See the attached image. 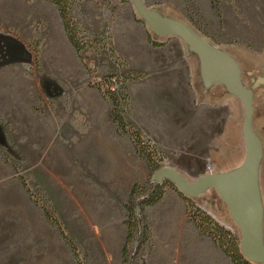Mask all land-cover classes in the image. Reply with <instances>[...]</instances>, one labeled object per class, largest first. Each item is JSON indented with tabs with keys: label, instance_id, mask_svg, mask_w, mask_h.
<instances>
[{
	"label": "rangeland",
	"instance_id": "rangeland-1",
	"mask_svg": "<svg viewBox=\"0 0 264 264\" xmlns=\"http://www.w3.org/2000/svg\"><path fill=\"white\" fill-rule=\"evenodd\" d=\"M144 11L189 26L237 63L253 100L252 126L260 145L255 178L259 176L262 208L258 239L264 247V0H79L71 15L85 42L81 57L50 0H0V264H26L22 238L10 236L22 221V212L35 201L54 208L63 231L73 237L67 227L68 205L82 213L97 183L89 179L85 167L99 161L98 135L114 131L111 103L99 90L106 76L133 70L146 76L137 67L151 66L154 58L171 62L185 58L188 69L190 64H203L189 42L156 31ZM139 85L136 80L128 83L130 114L137 110ZM240 106L244 117L241 101ZM22 179L35 198L23 188ZM210 215L240 241V228L230 215L222 222ZM43 216L50 226L46 236L57 235L65 245L64 250L51 251L52 244L45 240L55 238H44L43 256L58 257L57 264H74L71 247ZM124 228L119 248H115L119 238L107 242L102 238L106 242L102 245L100 238L74 237L80 264H123ZM87 240L93 241L88 247L93 249L91 256L84 252ZM141 258L147 264H234L189 219L187 226L170 235L154 237L151 227V238L135 261L141 264Z\"/></svg>",
	"mask_w": 264,
	"mask_h": 264
},
{
	"label": "crops",
	"instance_id": "crops-1",
	"mask_svg": "<svg viewBox=\"0 0 264 264\" xmlns=\"http://www.w3.org/2000/svg\"><path fill=\"white\" fill-rule=\"evenodd\" d=\"M137 69L147 75L136 80L140 82L138 106L129 121L153 140L165 156V165L195 179L206 170L225 174L242 164L246 157L244 117L240 99L225 82L208 78L202 65L190 64L188 69L185 58L172 62L154 58L151 66ZM113 126V132L99 134L96 139L99 161L85 169L89 179H96L97 183L89 201L84 202L82 213L72 203L68 205L67 227L73 237L100 238L102 245L107 238H119L115 241V248H119L125 236L123 204L133 182L145 180L148 170L146 163L137 158L130 139L118 135ZM92 195L99 197L100 202ZM190 197L219 221H229L230 216L233 219L214 187ZM147 214L154 237L160 233L170 235L178 232L180 226H187L185 202L169 186L158 203L147 207ZM14 226L10 238H22L26 264H57L58 257L43 256V239L55 238L45 240L52 244L51 251L64 250L65 245L57 235L46 236L50 226L40 208L27 205L22 221ZM87 241L84 252L91 256L93 249L88 247L93 241Z\"/></svg>",
	"mask_w": 264,
	"mask_h": 264
},
{
	"label": "trees",
	"instance_id": "trees-1",
	"mask_svg": "<svg viewBox=\"0 0 264 264\" xmlns=\"http://www.w3.org/2000/svg\"><path fill=\"white\" fill-rule=\"evenodd\" d=\"M57 8L62 20L63 28L69 42L72 44L78 55L81 57V51L85 47V42L79 38L78 23L71 15V8L79 0H50ZM154 46L163 45V42L149 40ZM145 73L139 70H133L128 74L106 76L99 85L102 95L109 99L111 103V119L116 127L118 135L126 134L132 142L136 156L144 160L148 169V177L145 181H135L129 191L128 200L124 203L126 217L124 225L126 227V237L122 246L123 264H138L135 258L138 256L143 245L151 238V227L148 221L146 207L158 203L166 192V187H171L182 197L186 205V213L189 221H192L202 233L210 236L223 249L225 254L234 264H253L242 254L238 238L228 229L219 224L203 208L195 204L194 200L179 191V189L168 179H163L159 183L152 180L154 172L163 167L165 156L158 149L153 140L145 135L142 130L132 126L128 120L130 114V92L128 83L133 80L143 78ZM119 87L116 88L115 85ZM105 85V88H102ZM23 188L31 195L35 196L28 188L25 180H21ZM35 201V200H34ZM38 205L47 220L58 229L61 237L71 247L75 256V263L80 264L77 243L74 237L69 236L63 231L61 223L55 216V209L48 206ZM141 264H147L145 259L141 258Z\"/></svg>",
	"mask_w": 264,
	"mask_h": 264
},
{
	"label": "water",
	"instance_id": "water-1",
	"mask_svg": "<svg viewBox=\"0 0 264 264\" xmlns=\"http://www.w3.org/2000/svg\"><path fill=\"white\" fill-rule=\"evenodd\" d=\"M143 14L156 31L163 34H177L189 42L199 53L206 76L225 82L244 105L242 130L246 157L240 166L229 173L207 172L188 180L173 167L164 165L154 172L152 180L159 183L163 179H168L187 196H195L209 186L214 187L240 228L239 247L244 257L250 261H264V247L260 246L258 239L259 210L253 188L260 158V145L252 126L253 100L242 83L238 65L229 54L215 48L204 36L189 26L182 23H168L160 16L147 11Z\"/></svg>",
	"mask_w": 264,
	"mask_h": 264
},
{
	"label": "bare ground",
	"instance_id": "bare-ground-1",
	"mask_svg": "<svg viewBox=\"0 0 264 264\" xmlns=\"http://www.w3.org/2000/svg\"><path fill=\"white\" fill-rule=\"evenodd\" d=\"M231 172V171H230ZM229 173V172H228ZM258 186H259V176L258 177H256L255 179H254V181H253V188H254V191H255V194H256V201H257V204H258V206H259V215H258V219H259V228L261 227V221H262V216H261V205H260V201H259V188H258Z\"/></svg>",
	"mask_w": 264,
	"mask_h": 264
}]
</instances>
